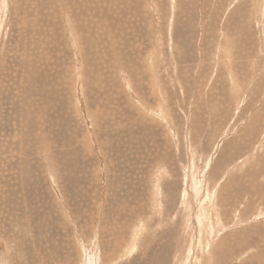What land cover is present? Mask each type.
Masks as SVG:
<instances>
[{
    "label": "rangeland",
    "instance_id": "374dc122",
    "mask_svg": "<svg viewBox=\"0 0 264 264\" xmlns=\"http://www.w3.org/2000/svg\"><path fill=\"white\" fill-rule=\"evenodd\" d=\"M0 264H264V0H0Z\"/></svg>",
    "mask_w": 264,
    "mask_h": 264
},
{
    "label": "bare ground",
    "instance_id": "6f19581e",
    "mask_svg": "<svg viewBox=\"0 0 264 264\" xmlns=\"http://www.w3.org/2000/svg\"><path fill=\"white\" fill-rule=\"evenodd\" d=\"M198 194V193H197ZM196 193H195V195H197ZM197 197V196H196ZM197 198H199V196L197 197Z\"/></svg>",
    "mask_w": 264,
    "mask_h": 264
}]
</instances>
